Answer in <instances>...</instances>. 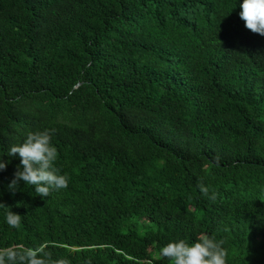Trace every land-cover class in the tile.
I'll return each instance as SVG.
<instances>
[{
  "label": "trees",
  "instance_id": "1",
  "mask_svg": "<svg viewBox=\"0 0 264 264\" xmlns=\"http://www.w3.org/2000/svg\"><path fill=\"white\" fill-rule=\"evenodd\" d=\"M242 2L0 0V247L170 264L160 248L207 234L264 264V36ZM44 129L69 186L13 193L6 153Z\"/></svg>",
  "mask_w": 264,
  "mask_h": 264
},
{
  "label": "clouds",
  "instance_id": "2",
  "mask_svg": "<svg viewBox=\"0 0 264 264\" xmlns=\"http://www.w3.org/2000/svg\"><path fill=\"white\" fill-rule=\"evenodd\" d=\"M240 18L246 29L255 34L264 36V0H243L239 5ZM55 129L29 132L21 144L13 145L7 151V156H19L20 164L14 173V178L8 184L13 193L19 189L21 181L25 185L34 186L37 195L45 198L52 191L67 189L69 178L60 174L55 167L58 159V150L52 144V135ZM9 161L0 157V171L7 169ZM199 188L205 197L216 199V194H209V188L203 182ZM5 221L11 228L19 229L21 215L8 211ZM223 240H216L207 234L199 235L192 243L185 240L171 241L160 248L159 256L166 258L170 264H227L228 252L223 247ZM47 242L28 247L23 244H12L0 247V264H70V261L54 259ZM86 264H91L87 261ZM151 264V262H149Z\"/></svg>",
  "mask_w": 264,
  "mask_h": 264
}]
</instances>
